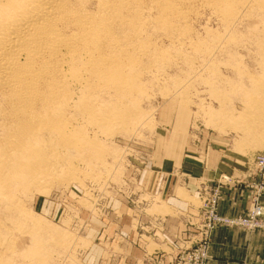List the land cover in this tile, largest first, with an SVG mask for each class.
<instances>
[{"label": "rangeland", "instance_id": "rangeland-1", "mask_svg": "<svg viewBox=\"0 0 264 264\" xmlns=\"http://www.w3.org/2000/svg\"><path fill=\"white\" fill-rule=\"evenodd\" d=\"M256 6L231 25H223L211 8L200 7V16L191 18L193 31L187 37L198 41L196 47L173 43L166 36L158 39L159 50L173 53V62L164 72L145 71L141 81L145 94L136 93L141 99L129 103L138 111L137 120L133 114L100 124L98 119L82 117L79 126L74 121L76 126L69 127L79 136L76 147H58L61 157L52 155L55 164L49 175L38 184L16 178L18 193L16 188L10 192L0 187V264H114L113 256L103 252L107 244L97 242L105 226L101 222L107 224L112 214L124 215L111 205L128 203L151 215L172 212L166 199L139 197V177L180 172L187 165L196 169L197 189L189 193L185 186L178 188L181 211L175 215H180L181 225L170 229L176 245L165 247L166 252L173 250L167 261L157 252L150 259L153 264H209L220 228L264 231V89H260L264 87V8ZM0 102V152L3 148L8 154L11 127L2 118ZM73 115L78 116L75 110L68 114ZM221 161H230L226 170L232 172L219 169L213 180L203 179L206 164L216 166ZM235 169L240 172L233 173ZM237 183L248 192L247 210L222 214L223 194ZM256 206L261 208L258 219L263 225L254 227L244 221ZM152 226L162 232L157 222ZM136 228L143 231L139 225ZM164 231L170 233L166 227ZM157 247L152 243L149 251Z\"/></svg>", "mask_w": 264, "mask_h": 264}, {"label": "bare ground", "instance_id": "bare-ground-1", "mask_svg": "<svg viewBox=\"0 0 264 264\" xmlns=\"http://www.w3.org/2000/svg\"><path fill=\"white\" fill-rule=\"evenodd\" d=\"M255 4L264 8V0H0V100L11 127L9 153L0 152V187L15 192L16 178L38 184L49 175L58 147L76 145L79 136L69 127L82 117L100 124L133 114L137 120L129 103L145 92V71L173 62V53L159 50L160 37L194 47L198 41L187 37L200 7L231 25ZM74 110L78 116L69 117Z\"/></svg>", "mask_w": 264, "mask_h": 264}, {"label": "crops", "instance_id": "crops-1", "mask_svg": "<svg viewBox=\"0 0 264 264\" xmlns=\"http://www.w3.org/2000/svg\"><path fill=\"white\" fill-rule=\"evenodd\" d=\"M176 163V160H174V164ZM205 167H208L205 168L203 178L205 180H213V177L217 176L219 171L222 170L223 172H232L226 170L227 168H231L230 161L227 164L224 161L218 162L216 166L213 164L207 166L206 164ZM185 168L186 170L183 167L180 172L179 170L173 171L172 173L158 171L152 175L145 173L139 177L141 190L139 197L143 199L145 195H150L160 197L162 200L166 199V203L172 212L151 215L147 212H139V208L133 205L129 206L128 203H125L123 206L117 203L111 205L113 211H122L124 215L118 218L112 214L114 218L107 221V224L101 222L105 226L99 231L97 242L100 245L107 244L104 248L106 251L103 250V252L110 253L113 256L114 264H122V262L123 264H153L150 259H153L157 252H161L159 254H162L166 261L171 257L170 253L173 250L166 252L168 250L165 251V247H175L177 238L176 234L171 232V230L174 227L179 229L181 225L180 215H175V213H180L181 211V201L177 194L178 188L185 186L189 193L197 189L198 180H196L195 167L190 168L187 165ZM207 169L210 172H207ZM239 172L240 170L238 169L233 171V173L237 174ZM247 200V190L237 183L236 185L229 186L225 190L219 209L225 215L243 213L247 210ZM159 202L158 206L161 205ZM149 205L151 208L153 203ZM149 207H146L144 210L149 209ZM152 222H157L162 232H157L154 229L155 226H152ZM138 225L143 231L139 232L137 230L136 227ZM99 227H101L100 224ZM165 227L170 233L164 231ZM149 228L152 229V233H148V230H146ZM214 242L215 244L211 252L212 259L209 264H264V231H245L235 227L220 228L215 232ZM152 243L158 245L157 250L154 252L149 251ZM111 255L110 259H112Z\"/></svg>", "mask_w": 264, "mask_h": 264}, {"label": "built area", "instance_id": "built-area-1", "mask_svg": "<svg viewBox=\"0 0 264 264\" xmlns=\"http://www.w3.org/2000/svg\"><path fill=\"white\" fill-rule=\"evenodd\" d=\"M260 211L261 208H259L258 206L254 207L253 211H252V217L248 220H245L244 222L250 226H261L263 225V222H261L258 217L260 216Z\"/></svg>", "mask_w": 264, "mask_h": 264}]
</instances>
